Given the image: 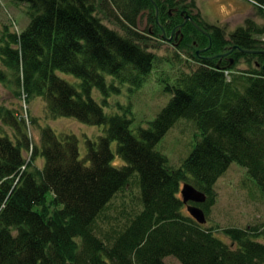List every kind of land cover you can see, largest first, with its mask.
<instances>
[{
	"label": "trees",
	"instance_id": "1",
	"mask_svg": "<svg viewBox=\"0 0 264 264\" xmlns=\"http://www.w3.org/2000/svg\"><path fill=\"white\" fill-rule=\"evenodd\" d=\"M14 1L29 5V22L20 32L5 26L0 33V83L9 74L22 82L19 98L41 97L52 118L73 117L102 125L105 132L97 140L87 138L81 159L74 134H57L46 125L39 143H32L24 120L0 105V123L14 131L10 136L0 125V264H164L166 256L181 264H264V224L224 228L228 244L216 234L218 227L198 223L184 210L180 194L183 182L203 191L204 202L190 203L208 218L216 202L214 185L236 162L264 196V26L247 19L227 39L221 27L206 25L211 45L205 54L229 44L255 51L234 48L233 63L217 67L216 60L196 55L209 39L187 22L179 46L191 49L199 65L179 73L168 103L147 126L134 130L130 106L118 104L122 113L110 114L104 107L121 85L141 87L157 61L134 41L149 37L137 30L138 15L147 11L160 36L157 19L163 22L166 7L180 6V0H99L125 35L103 23L94 0ZM250 1L264 12V0ZM192 17L203 25L198 14ZM241 57L251 68H234ZM180 119L193 123L196 141L174 167L156 145ZM113 142L121 166L112 164ZM38 157L40 167L34 164ZM133 185L139 201L114 219L107 213L110 202Z\"/></svg>",
	"mask_w": 264,
	"mask_h": 264
},
{
	"label": "rangeland",
	"instance_id": "2",
	"mask_svg": "<svg viewBox=\"0 0 264 264\" xmlns=\"http://www.w3.org/2000/svg\"><path fill=\"white\" fill-rule=\"evenodd\" d=\"M94 1L97 9L96 14L102 19L103 23L125 35L127 32L109 14L108 9L103 8L105 11H102L99 5L100 1ZM192 2L195 6H192ZM179 4L189 5L187 9L192 14H198L203 24L221 27L224 30L225 37H228L229 33L237 27L244 26L247 19L252 20L258 26H264V12L260 11L250 0H180ZM28 10L29 5L27 3L0 0V33L5 26L10 31L15 30L16 26L19 32L23 30L29 22ZM12 21L15 22V25L12 24ZM151 25L152 23L148 21V12H141L137 17V30L149 37L143 36L140 40L135 38L134 41L142 44L148 51L158 57L147 80L141 87L135 89L129 88L128 84L121 85L118 93L112 92L109 95V104L104 107V111L110 114L122 113V109L119 108L118 104L130 106L128 116L132 118L130 126L134 130L140 126H147L149 121L155 119L161 109L168 103L173 94L171 88L175 84L179 73H189L199 65L192 57L191 49L185 48L186 46L180 47L179 44L175 46L166 42L167 39L164 40L158 35L148 33L147 30ZM169 36L166 35V37ZM255 60L257 58H254L252 62ZM257 65L255 63L252 67H258ZM0 67L4 69L1 63ZM234 68L248 69L251 68V65L241 57L234 64ZM58 74L71 83L78 82V78L72 74L61 71ZM109 79L110 77H107V80ZM16 82L15 77L8 74L6 81L0 83V105L13 109L17 112L20 120H24L32 143H39L41 127L49 125L57 134H74L78 139L80 158L83 159L87 152V138L97 140L98 136L104 134V126L102 125H91L66 116L52 118L49 116L46 103L41 97L35 96L27 100L26 113L22 107V98H19L16 94L17 91L22 93V82ZM92 95L97 101H101V94L96 88H93ZM32 118L34 122L30 121ZM0 125L1 130L13 136L14 131L10 126L1 123ZM195 136L196 128L193 123L189 120L180 119L164 134L156 145V149L167 156L170 165L178 167L194 147ZM112 148L114 152L112 164L116 166L123 165L124 161L116 153V142L112 143ZM30 152L28 150L24 153L26 160H29ZM34 164L38 167L42 166V159L38 157L35 159ZM214 189L216 191V202L212 206L205 224L218 227L219 231H216V234L225 242L232 243L223 234L222 230L224 228H246L249 225L264 224V196L249 178L244 167L236 162L231 163L215 183ZM138 195L139 190L135 185L125 192L117 194L110 202L107 213L114 219H121L122 212L126 214L130 207L139 201ZM51 197L52 193L49 192L47 194L48 200ZM123 208H126L125 211H123ZM184 210L188 212L186 205ZM164 264L181 263L174 256H166Z\"/></svg>",
	"mask_w": 264,
	"mask_h": 264
},
{
	"label": "flooded vegetation",
	"instance_id": "3",
	"mask_svg": "<svg viewBox=\"0 0 264 264\" xmlns=\"http://www.w3.org/2000/svg\"><path fill=\"white\" fill-rule=\"evenodd\" d=\"M164 1L165 0H160V2H164ZM181 6H183V5H180V6H170L169 5V6H167L166 7L167 13H166L165 16H163L164 21L163 22H160L158 20V27H160L159 35L161 33V28H163L165 30V33H166L167 36H169L170 33H171V31L173 30V28H175L173 34L171 35V39L169 41L166 40V42L171 43V44H174L175 46L178 45L180 43V41L183 39V37H184L183 31H182V27L187 22H190V20L187 19L186 23L184 25H182L181 28H180V31H178V28L179 27H176V26L180 25L183 22L186 14H189V10L187 8H182ZM181 12H182V14H181ZM177 15L181 19H179ZM189 15H191V17H192L193 14H189ZM171 19H173V21H171ZM190 23H192V22H190ZM206 25H208V24L199 25V26H201L205 30V32H203V31H201V30H199L197 28L202 34L206 35L208 37V39H209V43H208V45L206 47H197L196 51L199 50V49H204L203 51H201L198 54V56L201 59L202 58L203 59L204 58L214 59V60H216V63H218V64L221 63V62H227V65L233 63L232 50L231 51H229V50L234 45H231V44H229L227 46L225 45L224 48H223V50L220 51V52H218V53H214V54L213 53L212 54H205L204 53L207 50V48H209L210 45H211L210 30L207 29V26ZM152 29H153V27L151 25V27L149 28V32H150V34L154 35V32L155 31L152 30ZM226 38L228 39V37H226ZM193 43L195 44V41ZM208 57H212V58H208Z\"/></svg>",
	"mask_w": 264,
	"mask_h": 264
},
{
	"label": "water",
	"instance_id": "4",
	"mask_svg": "<svg viewBox=\"0 0 264 264\" xmlns=\"http://www.w3.org/2000/svg\"><path fill=\"white\" fill-rule=\"evenodd\" d=\"M155 10H156L155 12H156V18H157L156 7H155ZM181 14H182V12H181ZM187 19H189L190 22H192L196 28L205 32V30L201 26H199L197 24V22L189 14H186L183 22L180 25H178V27H179L178 31H180V27L186 23ZM174 29L172 30L171 35L173 34ZM171 35L169 37H166L164 29L161 28L160 36L162 39L170 40ZM234 48H237L242 52H255L254 50L239 48L237 45L232 46L229 51L233 50ZM203 50L204 49H199L196 51V53L199 54ZM208 58H212V57H208ZM216 66L218 67L219 64L217 63ZM228 66L229 65H226L225 67H228ZM180 194H181L182 201L187 205V211L190 213V215L198 223H201V224L205 223L206 222V216H205L202 208L199 207L198 205L191 204L190 202L202 203L206 200V197H207L206 194L203 191L197 189L195 186H193L189 182H183L182 187L180 188Z\"/></svg>",
	"mask_w": 264,
	"mask_h": 264
},
{
	"label": "built area",
	"instance_id": "5",
	"mask_svg": "<svg viewBox=\"0 0 264 264\" xmlns=\"http://www.w3.org/2000/svg\"><path fill=\"white\" fill-rule=\"evenodd\" d=\"M262 40L264 41V33H263V36H262ZM23 96H25V94H23Z\"/></svg>",
	"mask_w": 264,
	"mask_h": 264
},
{
	"label": "bare ground",
	"instance_id": "6",
	"mask_svg": "<svg viewBox=\"0 0 264 264\" xmlns=\"http://www.w3.org/2000/svg\"><path fill=\"white\" fill-rule=\"evenodd\" d=\"M218 67H220V65Z\"/></svg>",
	"mask_w": 264,
	"mask_h": 264
}]
</instances>
